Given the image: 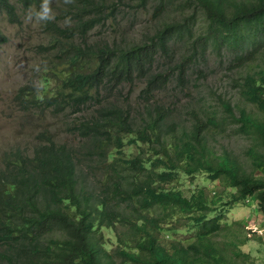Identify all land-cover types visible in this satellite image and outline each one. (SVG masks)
<instances>
[{"label":"trees","instance_id":"16d2710c","mask_svg":"<svg viewBox=\"0 0 264 264\" xmlns=\"http://www.w3.org/2000/svg\"><path fill=\"white\" fill-rule=\"evenodd\" d=\"M154 1L156 16L171 4L183 15L126 44L87 37L104 9H113L109 0H72L61 8L71 23L45 22L50 38L37 46L53 56L52 66L43 68L40 86H19L15 99L25 111L80 113L66 126L78 140L59 141L42 130L30 152L3 151L0 264H239L236 258L248 257L240 244L261 239L255 228L246 231L235 220L239 233L224 220L230 205L249 198L264 214V0ZM42 2L0 0V19L17 22L18 7L40 10ZM197 10L204 20L199 31ZM5 40L0 29V45ZM178 42L186 53L171 68L156 69ZM208 47L237 65L257 60L239 82L254 112L225 106L237 129L255 139L249 170L227 150L207 146L212 117L196 119L175 138L168 108L146 102L134 115L129 103L110 99L136 79L144 81V98L173 75L183 84L190 62ZM52 75L58 81L48 88ZM198 171L222 189L209 197L200 184L186 193L181 174L192 179Z\"/></svg>","mask_w":264,"mask_h":264},{"label":"rangeland","instance_id":"374dc122","mask_svg":"<svg viewBox=\"0 0 264 264\" xmlns=\"http://www.w3.org/2000/svg\"><path fill=\"white\" fill-rule=\"evenodd\" d=\"M109 1L110 6L114 7L112 10L111 7H106L105 16L101 17L102 21L88 31L87 37L90 42L106 40L126 44L140 41L145 34L153 32L163 20H173L183 15L175 4L169 5L160 16L154 15L156 3L154 0L145 6H140L137 0ZM64 6V0L51 2L59 25L73 21L63 14L61 8ZM36 11L39 10L34 8L24 10L18 7L19 21L11 22L5 15L0 19V29L6 36V40L0 45V165L1 155L6 149L20 147L30 152L42 130L48 131L59 141L75 143L78 140L77 135L69 132L66 126L80 113H71L67 110L58 114L49 110L25 111L15 99L19 86L23 84L40 86L38 83L40 74L45 67L52 66L49 60L53 56L49 52H39L37 46L46 44L50 38L45 22L36 23L34 17L28 20L29 14ZM196 18L195 28L199 31L203 28L204 20L198 10ZM185 50V45L178 42L175 50L170 51V56L162 55L156 69H163L165 64L171 68L180 60V55L186 53ZM256 62L257 60H251L249 63L237 65L231 55L218 54L208 47L203 56L195 57L190 62L183 84H178L173 75V80L170 79L161 89L155 90L149 98H144L140 94L144 81L136 79L132 84L126 83L123 90L116 92L110 99L129 103L134 115L143 111L146 102L163 105L171 112L168 122L175 138L183 137L196 119L206 120L207 116L212 117L216 124L208 125L207 146L216 153L227 150L249 170L251 163L247 150L255 146V139L237 129L238 121L228 116L225 106L226 104L231 106L235 114L240 108L254 112L253 104L242 96L239 82L245 70L255 67ZM176 72L174 71L175 75ZM57 81V77L52 75L47 83L48 88ZM135 149L133 148V151ZM200 184L206 185L209 197L213 191L222 189L220 182L217 179L210 180L204 171H198L192 179L189 174H181L178 185L189 193ZM225 216L224 221L233 224L234 231L239 233L242 231L240 226L234 224L236 220L245 225L246 231L255 228V233L262 236L261 239L251 236L240 244L239 247L248 253V257L236 258L239 264H264V214L258 209L256 200L249 198L244 202L233 203L226 210ZM223 236L218 234L215 237L221 239Z\"/></svg>","mask_w":264,"mask_h":264},{"label":"clouds","instance_id":"9594fccd","mask_svg":"<svg viewBox=\"0 0 264 264\" xmlns=\"http://www.w3.org/2000/svg\"><path fill=\"white\" fill-rule=\"evenodd\" d=\"M52 0H43L40 10L35 13H30L28 16V20H32L35 18L36 23L40 22H48L55 19V14L51 8ZM65 3H71L72 0H64Z\"/></svg>","mask_w":264,"mask_h":264}]
</instances>
